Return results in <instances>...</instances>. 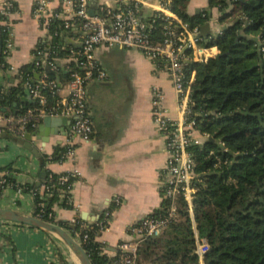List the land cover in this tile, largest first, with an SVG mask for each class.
Here are the masks:
<instances>
[{"label":"trees","instance_id":"1","mask_svg":"<svg viewBox=\"0 0 264 264\" xmlns=\"http://www.w3.org/2000/svg\"><path fill=\"white\" fill-rule=\"evenodd\" d=\"M207 1V8L199 13H188L189 0H173L171 10L190 28H200L208 22L213 8L218 12L221 34L206 44L216 46L218 53L206 62L186 66L187 76L191 68L195 69L190 94L195 127L213 139L191 148L200 178L192 215L179 198L177 219L160 236L141 244L139 263L199 264L195 253L197 233L208 242L203 264H264V0ZM154 26L151 38L161 39V21L157 20ZM3 39L4 34L0 46V80L7 68ZM60 41L62 46H72L60 37L53 39L54 44ZM64 52L58 50L57 54ZM42 70L50 78L66 77L61 69ZM38 71L33 63L23 65L16 85H0L1 113L17 115L35 105L20 103L19 98L26 90L24 82L29 77L36 80ZM46 93L49 101H55V96ZM62 150L57 149L51 159L57 160ZM46 161L44 155V165ZM5 179V184L12 182L9 176ZM5 184L0 185V190ZM43 185L49 191L42 190ZM60 187L58 174L48 170L37 186H21L34 192L33 215L40 213L66 229L80 241L91 264H110L113 257L101 254L105 246L94 240L98 233L95 223L80 228L78 224L71 227L66 221L48 218L55 204L71 207L59 202ZM169 204L164 199L154 214L164 215Z\"/></svg>","mask_w":264,"mask_h":264},{"label":"crops","instance_id":"2","mask_svg":"<svg viewBox=\"0 0 264 264\" xmlns=\"http://www.w3.org/2000/svg\"><path fill=\"white\" fill-rule=\"evenodd\" d=\"M10 1L12 9L7 21L12 48L6 57L5 77L0 80L3 87L17 84V72L23 65L32 63L34 47L42 36L32 16L34 0ZM103 1L89 0L90 9L94 10ZM207 6V0H189L187 11L199 13ZM214 20L218 22L215 8L206 22L209 31L217 27ZM0 34L2 42L1 31ZM97 54L108 77L103 83H90L86 87L93 125L91 139L88 142L73 139L72 158L44 165V155H51L65 145L70 119L64 117L57 125H43L42 120L21 137L3 133L0 136V179L9 176L12 182L0 190V207L33 215L32 190L26 191L21 186H37L46 169L56 174L75 171L71 207L55 204L56 221H66L73 227L78 224L81 228L104 220L108 212L105 227L94 240L104 245L107 255L111 256L117 244L129 238L131 225L163 205L161 187L167 151L165 139L151 116L153 87L163 93L162 105L168 116L178 119L180 115L167 73L142 53L113 47L99 49ZM19 101L32 102L28 92H23ZM10 116L16 115L3 114L0 121L7 123L5 118ZM0 127L3 126L0 124ZM0 264L79 262L54 235L0 220Z\"/></svg>","mask_w":264,"mask_h":264},{"label":"built area","instance_id":"3","mask_svg":"<svg viewBox=\"0 0 264 264\" xmlns=\"http://www.w3.org/2000/svg\"><path fill=\"white\" fill-rule=\"evenodd\" d=\"M172 2L173 0H104L91 10L89 0H34L32 16L38 22L42 36L34 47L32 63L39 71L37 79L27 78L24 86L35 105L23 109L16 116L5 118L6 127H0V136L8 132L21 137L47 116L70 119L65 145L56 160L64 161L73 157V139L80 142L91 139L93 125L87 106L86 87L90 83H103L108 77L97 54L99 49H135L167 73L176 94L180 117L172 119L168 116L162 105L163 93L156 87L151 92V116L157 131L165 139L167 160L161 190L163 200H168L170 204L164 215L152 213L131 225L128 229L129 238L121 240L111 256L107 255L105 248L101 249V254L113 257L110 264H158L139 263L141 244L147 239L160 236L177 219L176 203L179 198L186 203L188 212L192 215V205L200 182L191 148L203 144L210 136L195 127L190 107L195 69L191 68L187 76L186 66L206 62L216 56L217 47L206 44L214 36L221 34V28L217 20H214L217 27L209 31L207 36L201 35L200 28H190L171 10ZM11 9L10 0H0V29L4 34L6 57L12 48L7 21ZM157 20L161 21L162 38L154 40L151 38V30ZM54 22L57 23L52 28ZM55 37H60V40L72 46H62L61 41L54 44ZM58 50L65 52L58 55ZM43 68L55 72L61 69L66 77L64 80L58 76L50 78ZM46 91L56 97L55 101H49ZM51 156L52 154L47 155V164L54 161ZM74 177L75 171L58 174V183L62 185L59 188V202L71 204ZM5 183V177L1 178L0 185ZM42 190L49 191V187L43 185ZM41 205L39 204L40 207ZM108 215L106 212L104 220L95 224L98 231L105 227ZM34 216L46 220L40 213ZM48 218L55 221V213L49 212ZM86 227L88 226L81 228ZM195 235V253L199 264H203L202 256L208 250V242L204 237L199 238L197 233Z\"/></svg>","mask_w":264,"mask_h":264},{"label":"water","instance_id":"4","mask_svg":"<svg viewBox=\"0 0 264 264\" xmlns=\"http://www.w3.org/2000/svg\"><path fill=\"white\" fill-rule=\"evenodd\" d=\"M200 31H201V35L207 36L209 34V24L204 23L200 27ZM0 46H1V34H0ZM24 92L27 93L28 91L25 90ZM14 106H16V103H14ZM63 119L64 117L47 116L43 119L42 123L43 125H57ZM210 139L212 140L213 137H210ZM18 141L24 144L28 149H31V146L26 144L23 139H19ZM43 176L44 173L42 174V177ZM0 220L26 225L29 227H33L45 231L51 235H54L67 246L69 251L77 259L79 264H91L86 251L80 245V243L66 229L62 228L56 223L41 218H37L32 214H27L14 209L3 208V207H0Z\"/></svg>","mask_w":264,"mask_h":264},{"label":"rangeland","instance_id":"5","mask_svg":"<svg viewBox=\"0 0 264 264\" xmlns=\"http://www.w3.org/2000/svg\"><path fill=\"white\" fill-rule=\"evenodd\" d=\"M3 115V114H2ZM1 123V126H3V127H6V123H5V121H0ZM11 134V133H10ZM77 237V236H76ZM77 240V239H76Z\"/></svg>","mask_w":264,"mask_h":264}]
</instances>
